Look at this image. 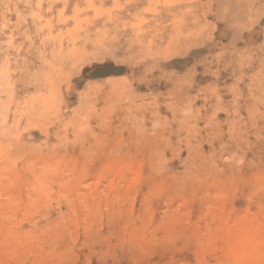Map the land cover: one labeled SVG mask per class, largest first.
Masks as SVG:
<instances>
[{
    "label": "rangeland",
    "instance_id": "1",
    "mask_svg": "<svg viewBox=\"0 0 264 264\" xmlns=\"http://www.w3.org/2000/svg\"><path fill=\"white\" fill-rule=\"evenodd\" d=\"M0 264H264V0H0Z\"/></svg>",
    "mask_w": 264,
    "mask_h": 264
}]
</instances>
